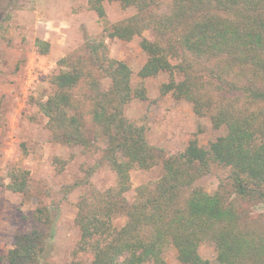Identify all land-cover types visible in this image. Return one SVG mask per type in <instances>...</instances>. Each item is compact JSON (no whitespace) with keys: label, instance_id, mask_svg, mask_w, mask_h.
Listing matches in <instances>:
<instances>
[{"label":"trees","instance_id":"trees-1","mask_svg":"<svg viewBox=\"0 0 264 264\" xmlns=\"http://www.w3.org/2000/svg\"><path fill=\"white\" fill-rule=\"evenodd\" d=\"M113 1L137 10L114 24L108 37L122 41L141 37L139 46L147 59L138 77L167 74L161 95L190 103L196 116H209L212 127H224L226 133L205 148L191 139L182 152L164 158L148 143L145 128L124 115L132 100H147L145 89L131 86V70L109 58L102 41L87 44L109 79V88L101 90L82 67L62 70L50 79L55 92L39 108L55 143L89 148L88 124L96 126L106 141L102 159L116 183L79 198L75 205L79 237L66 264H165L163 250L168 245L182 264H211L198 253L205 241L214 245L218 264H264V228L259 232L243 228L234 200L264 205V110L252 109L264 105V0L87 3L103 19V3ZM164 6L166 11L159 12ZM144 31H151L154 39L142 37ZM34 45L41 55L49 52L46 41L37 39ZM66 61L58 63L64 66ZM81 81L84 92L73 95ZM158 164L161 177L152 186L137 187L128 202L124 194L131 189L130 172ZM212 165L230 169L229 192L223 185L213 193L193 185ZM6 178L7 191L30 194L28 171L11 166ZM120 217L125 221L117 226ZM33 218L43 230L18 235L1 259L4 263L48 264L46 249L54 237V221L45 205L36 207ZM80 255L87 259L79 260Z\"/></svg>","mask_w":264,"mask_h":264},{"label":"rangeland","instance_id":"rangeland-1","mask_svg":"<svg viewBox=\"0 0 264 264\" xmlns=\"http://www.w3.org/2000/svg\"><path fill=\"white\" fill-rule=\"evenodd\" d=\"M103 7L105 17L99 19L89 9L87 0H0V264H6L1 259L18 235L43 230L33 218L38 205L48 207L55 225L53 240L46 249L47 263L69 262L79 237L75 225L79 198L115 186V175L102 159L106 141L100 130L88 124L87 136L92 141L89 148L55 143L47 129V118L39 108L55 92L50 79L62 70L82 67L87 77L96 79L101 90L109 88L110 81L99 70V62L93 59L87 44L102 41L107 56L124 62L131 70V86L145 89L147 100H132L124 115L136 126L145 128L148 143L161 150L164 158L182 152L191 139L205 148L226 133L224 127L213 128L209 116H196L190 103L175 100L171 94L161 95L160 87L167 81V74L138 77L147 59L139 46L141 37L130 41L108 37L114 24L133 16L137 10L123 8L116 1L104 2ZM160 11H166V7ZM142 37L154 39L151 31H144ZM37 39L49 43L46 55L37 52ZM62 58L67 60L64 66L58 63ZM82 83L73 95L84 92ZM262 107L264 110L263 104L252 109ZM11 166L28 171V196L6 190V171ZM229 174L228 167L212 165L193 185L207 193L223 185L229 192ZM161 175L160 164L148 170H132L131 189L124 197L132 202L137 187L152 186ZM69 186L72 187L67 190ZM234 200L241 226L261 231L264 205L249 199ZM124 221L123 217L117 218L115 225L121 226ZM198 253L211 264H218L212 243H201ZM77 258L87 259L82 255ZM163 259L165 264H182L170 245L164 248Z\"/></svg>","mask_w":264,"mask_h":264}]
</instances>
